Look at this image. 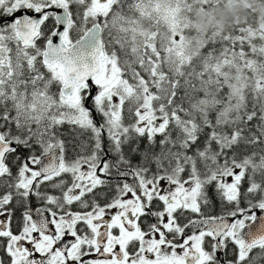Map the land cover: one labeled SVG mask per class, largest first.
<instances>
[{
  "label": "snow or ice",
  "instance_id": "1",
  "mask_svg": "<svg viewBox=\"0 0 264 264\" xmlns=\"http://www.w3.org/2000/svg\"><path fill=\"white\" fill-rule=\"evenodd\" d=\"M226 3L0 0V264H264V3Z\"/></svg>",
  "mask_w": 264,
  "mask_h": 264
},
{
  "label": "trees",
  "instance_id": "2",
  "mask_svg": "<svg viewBox=\"0 0 264 264\" xmlns=\"http://www.w3.org/2000/svg\"><path fill=\"white\" fill-rule=\"evenodd\" d=\"M260 2L264 3V0H260ZM241 4L235 5L232 8L227 7V5L225 4L224 7L220 8L217 11L215 20L218 21L220 23V25L225 27V28L231 27V25H232V23H233V21L237 15H239L240 20L243 21L245 19V17L248 16L249 14L246 11V9L241 6ZM255 19L258 20L257 17ZM254 26H255V24H254ZM74 33H73V37L76 38ZM221 46L222 45L219 43H217L215 45L209 44L205 47V49L203 51L206 53L207 51H209L213 47L219 49ZM245 49H246V46H245ZM252 123H253V125H255L257 123V121H253ZM61 131L64 133V139L68 142V153H67V155L71 158L75 154V149H74L73 145L79 143V138L76 137L74 139L75 133L72 132L70 126H68V125H65L61 129ZM85 139H86V137H85ZM105 147H107V141H105ZM249 151H251V149H249ZM138 159H139L138 157H134L133 162L135 163ZM209 191H210V194L212 195V199H213L215 207L210 208V209H206V211H208L214 215L222 214L223 206L221 205L218 197H216V195L212 189H210ZM186 216L191 219V217H193L194 215L189 214Z\"/></svg>",
  "mask_w": 264,
  "mask_h": 264
},
{
  "label": "flooded vegetation",
  "instance_id": "3",
  "mask_svg": "<svg viewBox=\"0 0 264 264\" xmlns=\"http://www.w3.org/2000/svg\"><path fill=\"white\" fill-rule=\"evenodd\" d=\"M9 19H11V18H9ZM74 35L76 36V33H74ZM96 119L99 120L100 118L97 116ZM13 171H15V169H13ZM131 178L132 177H128L127 178L128 182H131ZM100 192L103 194L104 192H106V190L105 189H101ZM109 198H110V194H109ZM103 202H104L103 196H101V203H103ZM158 203L159 202H154L153 207L155 208ZM33 206L37 207V206H40V205H39V203L37 201L33 200ZM77 208H78L77 205L73 206V210H76ZM106 218H108V217H106ZM144 219H146L147 221L151 222L152 218L151 217H146ZM189 219L190 218H188L187 216H184V217L181 218L180 222H181V224H187ZM191 219H198V217L194 215L193 217H191Z\"/></svg>",
  "mask_w": 264,
  "mask_h": 264
},
{
  "label": "rangeland",
  "instance_id": "4",
  "mask_svg": "<svg viewBox=\"0 0 264 264\" xmlns=\"http://www.w3.org/2000/svg\"><path fill=\"white\" fill-rule=\"evenodd\" d=\"M241 3H242V4H241ZM238 4H241V6L245 8V6H244V0H227V3H226L227 7H229V8H232V7H234L235 5H238ZM257 19H259L258 16H257ZM204 22L207 23L206 20H204ZM215 22L218 23V24H220V23H219L218 21H216V20H215ZM191 34L194 35L195 33H191ZM257 43H259V41H257ZM237 50H238V49H237ZM245 50L248 51L247 46H246V49H245ZM165 186H166V182H165Z\"/></svg>",
  "mask_w": 264,
  "mask_h": 264
},
{
  "label": "water",
  "instance_id": "5",
  "mask_svg": "<svg viewBox=\"0 0 264 264\" xmlns=\"http://www.w3.org/2000/svg\"><path fill=\"white\" fill-rule=\"evenodd\" d=\"M56 42H58V39L56 40ZM131 182H132V178H131ZM257 214L259 215H264V213H261L259 210H257ZM228 219H231L230 217ZM188 232V234H191L192 232V226L190 225L189 228L186 230Z\"/></svg>",
  "mask_w": 264,
  "mask_h": 264
}]
</instances>
